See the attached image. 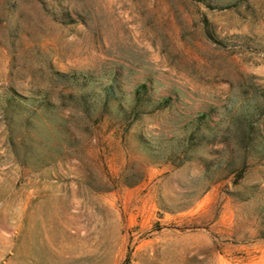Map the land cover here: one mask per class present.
<instances>
[{"label": "rangeland", "instance_id": "374dc122", "mask_svg": "<svg viewBox=\"0 0 264 264\" xmlns=\"http://www.w3.org/2000/svg\"><path fill=\"white\" fill-rule=\"evenodd\" d=\"M0 264H264V0H0Z\"/></svg>", "mask_w": 264, "mask_h": 264}]
</instances>
